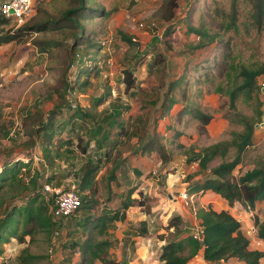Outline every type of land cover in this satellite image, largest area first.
I'll return each instance as SVG.
<instances>
[{
    "label": "rangeland",
    "instance_id": "1",
    "mask_svg": "<svg viewBox=\"0 0 264 264\" xmlns=\"http://www.w3.org/2000/svg\"><path fill=\"white\" fill-rule=\"evenodd\" d=\"M4 1L0 0V5ZM170 1H89L91 6L104 11V13L97 12L91 19L82 21L86 25L87 34H90L93 43L96 44L87 49L83 48V51H76L73 56V52L70 51L75 39L71 31H68V27L56 28L54 23H56L55 20L63 17L69 7L78 4V0H34L33 13L26 25H33L39 20L46 23L48 20L49 23L46 26L49 28L44 29L43 32L25 34L16 41L0 46V169L6 161L27 160L32 163L33 170L44 172L45 167H41L44 163L41 141L37 140V143H33L28 136L25 120L31 113L37 112L45 115L52 110L59 101L56 90L63 86L65 79L72 80L70 82L75 84V71L78 68L72 67L71 79L67 68L72 62H75L76 66L79 65L76 61L77 53L81 55L90 53L88 60H84L83 67L97 65L101 72L89 77V83L82 90L68 93L70 102L93 110L97 117L107 113L122 112L118 120L126 122L123 124L125 126L130 124L140 140H149L154 135L165 145L178 144V141H174L178 137L177 134H174V129L170 130L169 127L174 121L159 117L161 115L160 105L171 84L178 81L183 83L188 78L192 80V92L195 93L202 88L205 103H207L205 110L215 116L210 124L209 135H201L196 141V147L201 149L222 140L232 141L235 134L244 129L242 119L247 118L255 123L253 143L244 151L242 162L234 170L233 177L238 179L248 170L264 166V131L256 127L264 114L263 92H258L256 95H242L235 109L230 104V91L242 81L238 75L241 68L256 69L264 66V24L260 25L255 20L253 4L249 0H198L200 7L195 9V0H177V7L174 11L175 19L181 18L184 23L177 25L180 26L179 28L174 27L175 32L165 37L164 34L171 24L163 18V15L170 10L172 5ZM193 1L194 4H192ZM189 9L193 10L191 14H189ZM234 16L236 19L233 21ZM188 22L196 28H206L212 35L217 33V39L203 48L195 49L200 39L197 33H188ZM18 28L14 20L0 27L3 31H17ZM126 37L132 38V44L126 41ZM156 37L158 44L154 42ZM91 43L92 41L89 44ZM41 48L48 52H41ZM146 50L148 55L144 62L135 68L136 85L129 88L125 82V70L133 68L138 59L137 56ZM154 58L163 60V62L156 65L154 69H150L149 64ZM211 60L215 64L213 72L211 69L204 68V63L208 64ZM197 65L202 67L195 69L194 66ZM82 80H86L84 75L80 82ZM258 82L262 87L264 75L259 77ZM176 94L178 95V92ZM106 95L109 97L108 101L95 108L93 98ZM213 96H217L218 100L216 101L217 97ZM58 119L63 120L60 117ZM177 121L183 123L186 120ZM174 126L178 131L182 130L181 125L176 126L175 124ZM70 129L68 127L63 137L68 136ZM211 134L218 137L212 139ZM83 135L87 136L86 133ZM190 137H193V133ZM124 142L122 146L120 145V149L127 157L134 155L133 152L139 150L142 144L139 143L137 137L132 141L125 140ZM92 144L94 148V143ZM130 151H132L131 154ZM236 152V148L232 147L225 159L217 158L211 162L210 169L206 172L200 171L198 163L195 165L196 161L187 163L181 172L177 167L172 168L173 166L169 167L165 163L159 166L148 160V163L143 159L136 161V164L144 170V174L151 179L149 188L155 190L158 187L165 201H159L157 194L149 195L148 190H145L147 194L143 192L142 197L136 193L135 198L144 203V209L141 210L151 215L149 224L155 242L151 246L141 244L137 247L136 244L130 242V237H127L129 240L126 243H131L132 247L130 250L124 249L122 259L118 261L115 249L120 241L117 238L114 240L116 248L111 250V254L116 257L113 261L121 263L126 258L128 262H134L132 264H147V256L155 257L150 254V251L158 250V241L174 238L167 232L165 225L176 214L181 215L187 210V213L194 218L192 225L199 222V218L196 219L195 216L202 203L199 201L201 203L199 205L196 200L193 204L183 201L182 193L177 192V189L183 187L184 182L188 185L186 182L188 176H194V180H203L211 174V168L223 161L232 160ZM179 155L180 153L176 154L177 157ZM193 155V153L188 154V157ZM156 159H158L157 156ZM57 164L60 166L62 163L58 161ZM35 176H38V173ZM70 181L71 179L57 181L54 187L66 189ZM167 182H170V190L167 189ZM99 187L101 188L100 185ZM44 189L50 193L49 208H53L55 205V200L52 198L53 188L48 189L45 186ZM106 191L105 189L104 195L100 192L101 200L105 198ZM168 192L171 194V199L167 195ZM210 194L205 199L206 202L212 201L211 205L222 208L224 198L218 194ZM21 203L23 201L16 202V204ZM116 205L117 203L111 202L109 207L114 208ZM154 207L155 212H153ZM230 207L233 210V212L230 211L233 216H243L241 224L245 228L244 233L251 240V248L264 250V241L261 242L256 235H248L249 225L255 223L256 218L264 220V201L258 203L257 211L247 210V207L243 205ZM1 212L3 213L0 210ZM67 221L65 219V223ZM145 223L140 222L135 227H131V234H138L143 230L147 232L148 223ZM189 226L190 223L183 221V236L185 233L190 236ZM56 230L51 244L45 232L36 234L37 241L32 245L31 252L43 255L42 258H38L37 264H61L63 260L71 258L68 251L62 247V244L70 240L67 235L70 230L58 226ZM109 237L111 238V233ZM24 247L25 245L20 244L16 239L5 244V260L16 264ZM48 255L49 259L46 258ZM79 258V253H76L73 256V264L78 263ZM2 259L3 257H0V264H2ZM199 261L200 259H196L197 264H200ZM229 264L242 263L232 261Z\"/></svg>",
    "mask_w": 264,
    "mask_h": 264
},
{
    "label": "trees",
    "instance_id": "2",
    "mask_svg": "<svg viewBox=\"0 0 264 264\" xmlns=\"http://www.w3.org/2000/svg\"><path fill=\"white\" fill-rule=\"evenodd\" d=\"M91 0H78V4L69 7L63 14V17L55 20L56 28L64 29L68 27L71 35L74 37V45L70 52L73 56L76 51H83L96 43H93L86 32V25L83 20L91 19L97 12L104 11L94 8L89 4ZM195 0L192 4L200 7ZM255 8V20L258 24H264V0H249ZM171 8L163 15V18L171 25L168 27L164 36L169 37L175 32L174 27L183 24L184 20L175 19V8L177 0H171ZM197 4V5H196ZM194 9V10H195ZM172 10V11H171ZM193 10L189 9V14ZM236 12V10H235ZM103 16V14H99ZM236 19L234 16L233 21ZM8 20L0 13V26L8 24ZM47 23L43 20L35 22L33 25L24 24L17 31H3L0 29V46L27 34L43 32L48 29ZM191 23V22H190ZM187 23L188 33H197L199 42L195 46L203 48L207 44L217 39L216 34H210L206 28H196ZM3 29V28H2ZM88 35V36H87ZM126 41L132 44V38L126 37ZM92 41L91 44H89ZM158 44V38L154 40ZM155 46V45H154ZM48 52L41 48V52ZM90 53L81 55L77 53L79 65L75 62L68 66V73L71 79L73 68L77 67L75 84L65 79L63 86L56 90L58 103L48 112L47 115L40 113H31L25 120V127L28 128V136L40 145L43 152V158L47 167L54 170L56 161L60 158L79 155L85 157V162L81 165L76 162L70 163L65 178L73 177L81 194V205L66 220L55 222L51 216L49 208L50 193L46 191L45 186L53 187V180L56 177L63 178L64 175L52 173L43 176L42 171L32 168V163L25 160L6 162L0 170V257H3L2 264H13L7 262L4 256V245L16 239L25 247L18 256L16 264H37L39 255L31 252V247L37 241L36 234L45 232L49 244L56 233V228L64 227L68 231L70 240L62 244L64 250H67L70 257L63 260L61 264H73V256L79 253L80 260L74 264H128L125 258L121 263H115L112 260L111 250L116 247L114 240L109 237L110 229L115 227L116 222L125 221L127 211L134 205L144 206L138 198H133L137 192V187L127 189L126 193H114L110 189L112 182L116 180V168L109 172L108 180L102 178L107 190L106 200L100 198V187L98 185V176L103 166L110 161H114L118 154L119 145L135 134L130 130V126H125L124 121L118 120L122 112L107 113L97 117L93 110L82 107L80 104H74L69 101L68 93L82 90L88 83L89 77L98 75L101 72L97 65L84 66V60H88ZM148 51L142 52L137 56V61L133 68L125 70V82L128 87L136 85L135 68L144 62ZM76 59V57H75ZM93 59V58H92ZM163 60L154 58L150 69H154ZM207 60L205 61V63ZM204 63V68L213 70L215 64L213 60ZM73 67V68H72ZM195 69L202 66H194ZM84 68V69H83ZM83 69V70H82ZM213 72V71H212ZM82 75L86 80L80 79ZM238 75L241 77V83L237 84L230 91V104L233 109L242 95H256L262 92L258 79L264 75V66L256 69L242 67ZM203 83V82H201ZM192 80L186 78L183 83L180 81L169 86L164 99L161 103L162 115L166 116L177 103L184 104L186 112L190 113L194 119L200 123V133H207V125L214 118V115L207 112L201 99L204 91L200 88L192 92ZM178 92V95L176 94ZM110 95V94H109ZM108 95L93 98V104L96 108L108 101ZM66 112V113H65ZM65 114L67 116H65ZM58 117L63 120H59ZM244 129L236 133L232 141H219L209 146L201 148L195 152L192 149L189 153L193 156L187 158V162L196 161L199 164L200 171H208L211 162L217 158L225 159L232 147L237 152L235 157L229 161H223L218 166L211 168V174L203 180H194V176H188L189 186L187 192L190 194H205L212 190L215 194L222 196L230 206L239 201L243 206L257 211L258 203L264 201V166H257L245 172L238 179L233 177L236 167L242 162L244 151L253 143L255 133V123L249 119L243 118ZM70 127L68 136L63 137V133ZM83 133L87 134L84 136ZM94 143V148H92ZM158 150L166 162L169 159L166 146L155 136L150 142L142 146L143 153L150 150ZM62 171V170H61ZM38 173V176L35 174ZM60 181V180H59ZM30 192V193H29ZM138 194L142 197L143 192ZM54 198V196L52 197ZM119 199V204L115 208H110L107 204L113 200ZM23 201L16 204L17 201ZM15 201V204L13 202ZM18 205V206H17ZM197 217L204 227L203 241L196 240L190 236H183L181 215H174L165 228L174 238L166 239L160 252L159 259L163 264H197L194 258L203 251V257L210 264H222L231 258H237L245 264H264V250L252 249L251 241L243 232L242 224L229 211L216 210L212 206L208 208L201 207L197 211ZM255 226L258 230V237L264 240V220L256 218ZM141 235L146 234L145 230L140 231ZM138 233V234H140ZM117 243V242H116ZM49 259V255L46 256Z\"/></svg>",
    "mask_w": 264,
    "mask_h": 264
},
{
    "label": "crops",
    "instance_id": "3",
    "mask_svg": "<svg viewBox=\"0 0 264 264\" xmlns=\"http://www.w3.org/2000/svg\"><path fill=\"white\" fill-rule=\"evenodd\" d=\"M213 97L216 98L217 96H213ZM204 98H205V95L203 96V99H201V100H202L203 105L205 107V105H207V103H205V99ZM217 100H218V97L216 98V101ZM160 111H161V105H160ZM45 115H47V113ZM159 117L160 118L166 117V118L171 119V120L174 121V123H172L173 125H171V123H170L169 127H170V130L174 129V134H177L178 137L174 141L175 142L178 141L179 146L176 143L175 144L168 143V145L167 144L165 145L166 146V150H167V154L169 156V159H168V161L164 162L163 158L160 155L158 150L152 149V150L147 151L145 153H143V151H142V146L145 145L146 143L150 142L151 139L155 137L154 135L149 140H146V141L145 140H140V137H138L136 135V133L133 132L131 125L130 124L126 125V126H130V130L135 134V136H133L132 138H130L128 140L132 141V139L137 137V140L139 141V143L141 142L142 144L139 146L140 147L139 150H137L136 152H133L134 155H131L129 157L125 156L124 152L120 149V145L122 146L123 145L122 143H125V142L123 141L119 145L118 150H117L118 154L115 156L116 159L114 161L107 162L103 166V168L101 169V171L99 173V176H98V179H99L98 180V185L101 186L100 192L103 193V195L105 194L104 190L105 189L108 190V189L106 188L105 182L103 181L102 178H105L106 180H108L110 170L116 168L117 169L116 170V180L114 182H112L111 185H110L111 191H113L114 193H126L128 188L137 187L138 188L137 192H136L137 195H139L138 192H140V191L144 192V194H147V192H145V190H148L149 193H150L149 195H151V193L157 194V196H159L158 197L159 201H165V197L162 194V192L158 190V187H156L155 190H152V189L149 188V185L151 184L150 183L151 179L144 174V172H143L144 170L141 169L138 164H136V161H138L139 159H143L144 161L148 160V161L154 162L156 165H159V166H161L162 164L165 163L169 167H171V166H173L172 168L177 167L179 169L178 170L179 172L183 171V169L185 168L187 163H189V162H187L188 151L190 152L192 149H194L195 152L200 151V149L196 147V141L198 140V138L201 135H209V133H210L209 132L210 131V124L213 122V120L215 118V116H214V118L211 120V122L207 125V133L202 134V133H200V130H199V126H200L199 121L197 119H194L191 116L190 113L186 112L184 104H182V103L175 104L174 107L172 108V110L170 111V113L168 115H166V116H163L162 115V111H161V115ZM181 119H184L186 121H184L183 123L177 121V120H181ZM125 124H126V122H125ZM175 124H176V126H177V124L181 125L182 126L181 129L183 131L182 130L178 131L177 128L174 126ZM189 133L190 134L193 133V137H190ZM211 136H212V139H216L218 137V136L215 137L213 134H211ZM41 151H42V148H41ZM131 153H132V151H130V154ZM177 153H180V155L178 157L176 156ZM191 153H189V154H191ZM42 154H43V152H42ZM126 154L128 155V153H126ZM156 156L158 157V159H156ZM153 159H155V160H153ZM43 160H44V158H43ZM11 161L12 160H10L9 162H11ZM25 161H27V160H25ZM58 161L59 162L61 161V163H62L60 166L57 164ZM148 161H147V163H148ZM72 162H76L77 164L81 165L82 162H85V157L79 155L78 157L70 156V157H67L66 159L60 158V159H58L56 161V165L53 168L54 170H51L50 168H48L47 164H46V162L44 160V163L41 164V167H45V168H44V172L42 171L41 173L45 177L50 175V174H52V173H57V172L59 174H61V175L62 174L66 175L67 168L69 169L70 163H72ZM195 165H197V162L195 163ZM48 171H49V173H48ZM65 175H64L63 178L56 177L53 180V187L52 188H55L54 187V183H56L59 180L63 181V180H66V179H71V181L69 182L68 187L72 183H75V181L73 180V177L65 178ZM186 182L188 183V185H186L185 182L182 183L183 187L178 188L177 192L183 193V192L187 191L188 186H189V182L187 180H186ZM167 184H168L167 189L170 190V182H167ZM124 188L126 190H124ZM136 193L133 195V198H135ZM210 193L215 194L212 190H208L205 194H199V193L195 194V198L194 199L197 201V203L199 201L202 203L201 204L199 202V205L201 204V207L208 208L209 206H212V207H214V209H216L218 211L227 210L229 212L230 211L233 212V210L230 209L229 203L225 199L222 202V204H221L222 208H220V209L217 208L216 206L211 205V204H213L212 201L206 202L205 199L209 195H211ZM167 195L171 199L170 192H168ZM106 198H107V191H106L105 198L102 199V200L104 201V200H106ZM112 203H114V204L117 203V205H118L119 204V199L113 200ZM110 204L111 203H109L108 206ZM155 207H157V205H155ZM155 207L153 209V212L156 211ZM141 209H144V206H141V205H138V204L132 206L127 211L126 220L125 221L116 222L115 227L110 229L111 239L112 240H117V238H118L119 241H120V242H118L119 245L117 246V249H115V255L118 258V261L120 259H122L123 250L124 249L127 250V246H131V243H134V245L136 244L137 247H139L141 244L143 246H145V245L146 246H151L155 242V239L152 237L153 231L151 230V227H150V224H149L150 223L149 216L151 217V215H149L150 213L146 212L145 210L143 211ZM181 216H182L183 221L185 223H187V224L190 223V226L188 228L191 230V225H192V223L194 221V218L192 217V215L187 213V210H186V211H184L181 214ZM195 218L197 219V216H195ZM140 222L141 223H144V222L148 223L147 224V227H148L147 228L148 229L147 233L144 234V235L131 234L132 231H131L130 228L133 227V226L135 227V225L137 223H140ZM244 231H245V228L243 226V232ZM185 236H187V233H185ZM127 237H130V242L131 243H126L129 240ZM164 242H165V240L164 241H158V245L160 246V244H162V243L164 244ZM115 255L114 256L112 255V260L116 258ZM147 257H148V258H146V260H148V262H146L147 264H163V262H161L159 258L151 257L150 255L147 256ZM196 259H200V261H201V262L199 261L200 264H202V263H206L207 264L208 263L203 258V251H201L200 254L197 257H195L193 261L196 262ZM232 261H236L238 263L245 264L244 262L238 260L237 258H231L228 261L223 262V263L224 264H229ZM98 263L99 264H103L101 262H98ZM132 263H134V262H129L128 264H132Z\"/></svg>",
    "mask_w": 264,
    "mask_h": 264
},
{
    "label": "built area",
    "instance_id": "4",
    "mask_svg": "<svg viewBox=\"0 0 264 264\" xmlns=\"http://www.w3.org/2000/svg\"><path fill=\"white\" fill-rule=\"evenodd\" d=\"M33 9H34V0H5L3 4L0 5L1 15L4 18H6L8 21L10 20L16 21L18 27L28 22L29 18L31 17L33 13ZM3 26L4 25H1L0 27H3ZM179 27L180 26H177V28ZM262 87L264 88V84ZM256 127L257 129H262L264 131V114L262 116V119L256 124ZM46 188L49 189L51 187L46 186ZM53 193H54L55 205L53 208H50V213L55 222L61 221L60 224H62V222L65 219H67L81 205L82 194L76 183H72L67 189L53 188ZM181 198L183 199V201L187 203L193 204L195 202V199H194L195 194H190L187 191L181 194ZM242 205L243 204L241 202L237 201L234 204V208L237 206H242ZM230 209L232 210L231 207ZM247 210H251V209L247 208ZM235 218L239 222L241 223L243 222V216H237ZM190 234L192 235L194 239L203 241L204 227L202 226L200 221L199 222L197 221L192 225ZM257 234H258V230H257V227L255 226V223H251L249 225L248 235L250 236L256 235L257 239L263 242L264 240L259 238ZM261 242H259V244ZM162 246H163V243L160 244L158 248L159 250L157 251L151 250L150 254L152 256H155L156 258H159ZM130 249H131V246H127V250H130ZM2 260H1V263H2Z\"/></svg>",
    "mask_w": 264,
    "mask_h": 264
},
{
    "label": "water",
    "instance_id": "5",
    "mask_svg": "<svg viewBox=\"0 0 264 264\" xmlns=\"http://www.w3.org/2000/svg\"><path fill=\"white\" fill-rule=\"evenodd\" d=\"M263 92H264V88H263V90H262Z\"/></svg>",
    "mask_w": 264,
    "mask_h": 264
}]
</instances>
